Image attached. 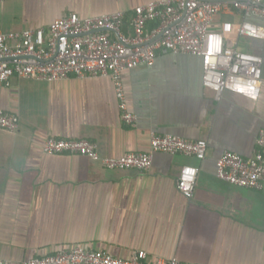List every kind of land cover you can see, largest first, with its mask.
Wrapping results in <instances>:
<instances>
[{
    "label": "crops",
    "instance_id": "obj_1",
    "mask_svg": "<svg viewBox=\"0 0 264 264\" xmlns=\"http://www.w3.org/2000/svg\"><path fill=\"white\" fill-rule=\"evenodd\" d=\"M150 1L156 0H0V29L48 28L71 12L129 13ZM217 19L216 27L220 19L237 22L242 12ZM239 45L264 57V40L242 38ZM123 76L136 125L122 120L109 76H16L11 86H0V109L20 117L16 132L0 128V255L27 259L81 246L122 258L144 250L150 262L264 264V189L217 175L224 151L253 156L264 128V82L257 99L231 90L217 98L203 84L199 56L168 50ZM152 132L205 138L206 157L157 152L151 168L141 171L42 148L50 136L86 138L98 143L101 155L120 156L148 151ZM186 164L199 167L191 198L177 186Z\"/></svg>",
    "mask_w": 264,
    "mask_h": 264
},
{
    "label": "built area",
    "instance_id": "obj_2",
    "mask_svg": "<svg viewBox=\"0 0 264 264\" xmlns=\"http://www.w3.org/2000/svg\"><path fill=\"white\" fill-rule=\"evenodd\" d=\"M240 9L242 19L233 22L217 16ZM130 18L129 26H125ZM264 0H156L135 6L129 13L120 10L82 17L64 14L48 28L20 31L0 29V86H11L16 76L64 80L71 75L112 78L122 120L136 125L138 116L130 110L123 72L151 66L160 50L188 53L201 58L205 87L220 98L225 90L257 99L264 82V57L240 47L242 38L264 40ZM153 26H148L149 23ZM233 41V44H232ZM17 113L0 109V128L16 132ZM47 154L76 153L101 161L113 169L149 170L154 154L165 152L204 159L205 138L188 139L171 133H151L150 149L120 156L101 155L98 143L86 138L47 137L42 145ZM199 167H182L177 186L187 197L194 194ZM217 175L232 184L264 189V128L256 139L253 156L224 151L217 159ZM0 264H179L176 257L149 261L144 250L129 258L114 256L81 246L27 259L0 255Z\"/></svg>",
    "mask_w": 264,
    "mask_h": 264
}]
</instances>
